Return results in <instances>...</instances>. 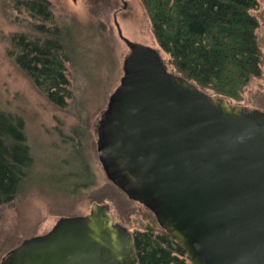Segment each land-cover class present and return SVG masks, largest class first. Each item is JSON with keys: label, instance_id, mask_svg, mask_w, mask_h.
<instances>
[{"label": "water", "instance_id": "water-1", "mask_svg": "<svg viewBox=\"0 0 264 264\" xmlns=\"http://www.w3.org/2000/svg\"><path fill=\"white\" fill-rule=\"evenodd\" d=\"M124 73L97 125L103 169L154 213L193 264H264V110L169 70L124 37ZM0 264H139L133 233L108 203L61 216Z\"/></svg>", "mask_w": 264, "mask_h": 264}, {"label": "rangeland", "instance_id": "rangeland-1", "mask_svg": "<svg viewBox=\"0 0 264 264\" xmlns=\"http://www.w3.org/2000/svg\"><path fill=\"white\" fill-rule=\"evenodd\" d=\"M50 1L53 27L61 30L69 55L72 96L63 107L51 102L17 61L14 37L39 35L34 27L39 21L15 9L14 0H0V108L23 119L33 156L20 190L0 206V262L23 239L51 230L59 217L89 213L93 202L108 203L115 221L133 235L147 224L162 228L152 211L107 177L97 125L124 73L130 51L124 37L157 48L176 72L170 55L158 43L142 0ZM258 1L252 12L259 20L262 73L249 81L241 99L230 100L264 110V0Z\"/></svg>", "mask_w": 264, "mask_h": 264}, {"label": "trees", "instance_id": "trees-1", "mask_svg": "<svg viewBox=\"0 0 264 264\" xmlns=\"http://www.w3.org/2000/svg\"><path fill=\"white\" fill-rule=\"evenodd\" d=\"M154 35L170 55L176 73L200 88L229 99H241L254 76L262 73V50L252 12L258 0H142ZM38 24L37 36L16 35L18 63L51 102L63 107L72 96L62 32L53 27L50 0H14ZM44 23L50 24V26ZM25 124L0 108V206L14 199L33 164ZM139 264H193L183 244L164 229L147 224L134 232Z\"/></svg>", "mask_w": 264, "mask_h": 264}]
</instances>
